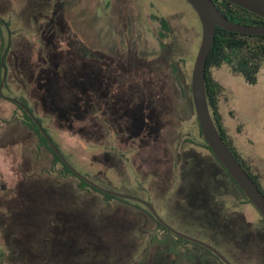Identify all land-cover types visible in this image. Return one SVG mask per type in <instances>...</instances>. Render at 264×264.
I'll return each instance as SVG.
<instances>
[{
  "label": "rangeland",
  "instance_id": "1",
  "mask_svg": "<svg viewBox=\"0 0 264 264\" xmlns=\"http://www.w3.org/2000/svg\"><path fill=\"white\" fill-rule=\"evenodd\" d=\"M156 16L170 27L163 38ZM0 17L12 31L4 87L0 79V264H128L135 256V264H153L150 256L163 251L177 264H204L188 259L139 209L62 177L61 164L53 167L52 154L16 118L23 114L13 101L23 97L81 174L147 200L175 229L204 240L191 226L208 224L198 215L196 187L207 178L204 167L218 175L219 163L199 144L190 84L201 24L193 7L186 0H0ZM211 74L224 87L219 110L227 134L264 189V65L256 84L225 65ZM49 184L62 193L54 201L32 190L22 196ZM227 187L217 198L227 222L253 239L236 253L228 248L227 257L264 264L263 218Z\"/></svg>",
  "mask_w": 264,
  "mask_h": 264
},
{
  "label": "trees",
  "instance_id": "2",
  "mask_svg": "<svg viewBox=\"0 0 264 264\" xmlns=\"http://www.w3.org/2000/svg\"><path fill=\"white\" fill-rule=\"evenodd\" d=\"M215 2L218 8L220 9V11L226 17H228L230 20L234 22L241 23V24H253V25L264 26L263 17L245 8H242L234 3L224 1V0H215ZM156 18H158V21L162 27V30H160V36L165 37L170 30L168 21L165 17H162V16H156ZM4 27L6 29V35H5ZM11 35H12V31L10 29L9 21L3 17H0V38L2 40V48H3V51L0 54V67L2 68L6 67L5 57L8 54V51L11 45V42H10ZM163 44L164 43H162V45ZM83 49L87 50L88 47L85 46L83 47ZM224 65L227 66L228 69L232 73L242 76V78L244 79L246 83L256 84L258 82L260 70L262 66L264 65V35L228 31L221 27H217L214 45H213L212 51L210 52L207 58L206 82H205L207 101H208L210 111L212 113V117L216 124V127L218 128L221 136L223 137V139L229 146L232 153L236 156V158L239 160V162L244 167V169L249 173V175L257 183L259 188L264 193V189L258 177L252 172L251 167L246 162V160L243 157H241L231 137L228 136L226 126L223 122V119H222V116L219 110L220 97L223 94L224 87L212 76L211 69L220 68ZM0 79L2 80V77H0ZM5 85L6 83L4 82L2 87H4ZM13 101L16 103L17 107L20 110H22V114H23V118H20V117H16V118L21 120L26 127H28L29 129L33 130L36 133L38 137V147L40 148L45 147L52 154L53 167L56 166L58 163L61 164V169L59 170V172L62 177L67 178L68 176H76L79 180L77 183V186L80 190L94 191V192L100 193L103 199L108 203L111 202V200H120V201L126 202L130 204L131 206L139 209L142 213L141 214L142 216L150 217L152 218V220L156 222V225L159 230L163 231L165 234L169 236L170 235L174 236L176 240V245L182 246L186 250L189 251L187 258L188 259L190 258L192 262H194L196 259H199V261H201L204 264H225L223 261H221L218 258L216 254H214L211 250L207 249L206 247L201 246L183 237H179L171 233L153 216V214L149 211V209L145 205L141 204L140 202L117 197V196L102 192L98 190L96 187H94L93 185H91L86 180L78 177L72 171V169L62 160L61 156L53 148L48 138L45 136V134L40 129L39 126H42V129L46 132L48 137L51 139L52 143L58 149V145L53 140L52 136L49 134L48 129L43 126L42 119L33 113L32 108L29 107V105L26 103L23 97H18V99H13ZM61 113H64V112H61ZM200 134L203 138V142L199 144L205 147L206 149H208L211 152V154L215 157L212 150L206 143L203 137V134L201 132V129H200ZM64 158L67 160L65 156ZM217 162L219 163L218 175H215L214 170L213 171L210 170L211 167L209 169H207V166L206 168L204 167L203 173L207 175V178L205 177L206 178L205 181L202 179V182L204 183L202 185H199L198 186L199 188L196 187V189L200 191V196H201L200 197L201 200L199 201L200 203H198L199 206H197L198 215H199V218L203 220V222L205 221L208 224L197 222L196 224L194 223L191 226L193 227V229H196V232L198 234L203 235L204 241L212 244L217 249H219L222 253L224 254L228 253V248H230L232 252L236 253V251H238V249L241 246L246 247V245H248L249 242H252L253 239L251 240L249 238L250 233L246 232L245 229H243V227H241L239 230H236L232 227V225L228 224L227 211L225 207L223 206V203L220 202V200H217L219 194L221 193L220 188L221 187L226 188L228 185H231L236 188L235 190L237 191V194L239 195V197H242L249 203H251V201L247 198L245 193L240 189V187L237 185L234 179L230 176L227 170L222 166V164L218 160ZM213 168L215 169L216 167H213ZM206 171H208L209 173H207ZM204 189H206V191ZM29 190L33 191L32 194L28 192ZM21 191L23 193L22 196L24 198L25 196H29L31 194V195H34V198H38L41 201L45 199H48L50 201L53 199V197H56L55 195L62 194L58 190L55 191L53 184L51 185L49 184L47 187L45 186L43 192H40V191L38 192V190L35 188H32V189L28 188V190H25V191L21 190ZM204 191L210 194V197H205L203 194ZM216 200L217 202H215L214 205H212V203ZM66 209H67V206L65 204L61 208V210L65 211ZM63 216H61L63 219L67 218V220H71L70 219L71 217L67 216L65 218ZM263 223H264V218H263ZM143 232L146 233L147 230L143 229ZM134 233L137 236H141L140 235L141 233L138 232V230L137 232L135 231ZM220 234L222 235L227 234V236H230V237L229 239L222 241L218 237ZM151 235L154 236V234H151ZM152 236L151 238L154 239ZM237 239H239L240 246L237 243L238 241H236ZM86 240H87V237H86ZM260 243H262L263 249H264V244H263L264 242L260 241ZM77 244L81 245L80 248H83V249H85L84 246H88V243H86L85 240L81 244L79 240L74 238L73 245H77ZM234 244H236L237 246L236 248H234ZM87 250L88 252H90L89 246ZM68 252L69 251H67V253ZM91 252L95 253L97 251L95 249H91ZM69 254L70 255L72 254L71 251L69 252ZM129 256L131 257L133 255H129ZM227 256L229 257L230 254ZM135 257L132 260H129L128 264H135V261H136ZM150 259L153 260V264H177L175 260H171V259L169 260L167 255H165L164 251L161 253H157L153 256H150ZM178 259L180 260V257H178ZM182 259H186V257H182ZM107 263H110V262H107Z\"/></svg>",
  "mask_w": 264,
  "mask_h": 264
},
{
  "label": "water",
  "instance_id": "3",
  "mask_svg": "<svg viewBox=\"0 0 264 264\" xmlns=\"http://www.w3.org/2000/svg\"><path fill=\"white\" fill-rule=\"evenodd\" d=\"M195 10L200 24H201V40L199 49L194 59L192 74H191V95L196 117L203 134V137L212 150L217 160L227 170L230 176L234 179L240 189L245 193L251 203L257 208L259 213L264 218V193L259 188L257 183L252 179L249 173L244 169L236 156L232 153L229 146L221 136L212 113L210 111L207 94H206V63L207 58L212 51L217 27H221L228 31L249 33V34H261L264 35V26L253 24H241L230 20L226 17L218 8L215 0H186ZM234 3L242 8H245L264 18V0H224ZM7 74V69L4 67V73L1 85L4 83ZM35 118V116H34ZM53 148L61 156L62 160L72 169V171L80 178L86 180L98 190L129 200H134L145 205L153 216L171 233L176 236L183 237L191 242L199 244L211 250L216 254L225 264H233L219 249L212 244L199 239L197 237L183 233L169 223L157 212L154 206L147 200L131 196L125 193L113 191L103 188L96 184L88 177L81 174L76 170L60 153V151L52 143L46 132L39 126Z\"/></svg>",
  "mask_w": 264,
  "mask_h": 264
},
{
  "label": "flooded vegetation",
  "instance_id": "4",
  "mask_svg": "<svg viewBox=\"0 0 264 264\" xmlns=\"http://www.w3.org/2000/svg\"><path fill=\"white\" fill-rule=\"evenodd\" d=\"M91 53H93V52H91ZM91 60H94V57L92 56L91 57ZM232 139V138H231ZM233 141V140H232ZM234 145H235V147H236V144L234 143ZM236 149H237V151H238V148L236 147ZM239 152V151H238ZM242 157V156H241ZM244 158V157H243ZM218 163V162H217ZM3 188H5V186H3ZM224 254V253H223ZM225 255V254H224ZM226 257H227V255H225ZM219 258V257H218ZM228 258V257H227ZM220 259V258H219ZM229 259V258H228ZM221 260V259H220ZM230 260V259H229ZM222 261V260H221ZM231 261V260H230ZM232 263L234 262L233 260L231 261ZM235 263V262H234ZM233 263V264H234Z\"/></svg>",
  "mask_w": 264,
  "mask_h": 264
}]
</instances>
